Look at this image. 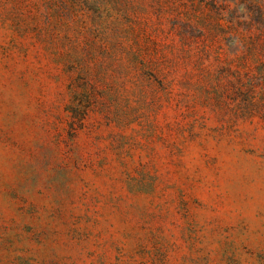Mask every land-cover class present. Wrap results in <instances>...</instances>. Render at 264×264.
I'll return each instance as SVG.
<instances>
[{
    "label": "rangeland",
    "instance_id": "rangeland-1",
    "mask_svg": "<svg viewBox=\"0 0 264 264\" xmlns=\"http://www.w3.org/2000/svg\"><path fill=\"white\" fill-rule=\"evenodd\" d=\"M0 264H264V0H0Z\"/></svg>",
    "mask_w": 264,
    "mask_h": 264
}]
</instances>
